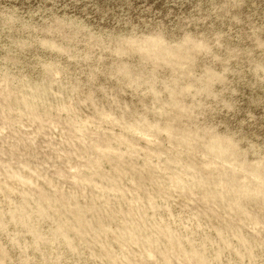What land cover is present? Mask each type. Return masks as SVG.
<instances>
[{"label": "rangeland", "instance_id": "rangeland-1", "mask_svg": "<svg viewBox=\"0 0 264 264\" xmlns=\"http://www.w3.org/2000/svg\"><path fill=\"white\" fill-rule=\"evenodd\" d=\"M0 264H264V0H0Z\"/></svg>", "mask_w": 264, "mask_h": 264}]
</instances>
